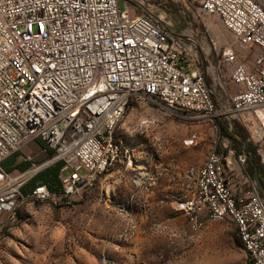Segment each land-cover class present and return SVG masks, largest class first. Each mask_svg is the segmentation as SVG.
<instances>
[{"label":"built area","instance_id":"2783aa9c","mask_svg":"<svg viewBox=\"0 0 264 264\" xmlns=\"http://www.w3.org/2000/svg\"><path fill=\"white\" fill-rule=\"evenodd\" d=\"M181 2L198 15L218 16L241 48L257 49L251 67L233 48L217 52V72L227 71L235 91L217 84L229 100L223 111L244 126L264 166V5ZM131 10L119 0H0V213L13 217L22 197L78 199L114 168L130 171L136 187L151 184L157 171L136 168L129 145L116 136L130 104L196 121L216 115L208 52L197 55L186 32L174 34L151 14ZM35 138L52 151L48 159L34 164L24 156L30 162L25 170L2 168V160ZM196 139L191 133L183 144ZM229 142L186 168L172 204L191 223L230 219L249 263L264 264V199L245 169L246 154ZM57 163L60 193L40 184L21 194L31 178Z\"/></svg>","mask_w":264,"mask_h":264},{"label":"rangeland","instance_id":"374dc122","mask_svg":"<svg viewBox=\"0 0 264 264\" xmlns=\"http://www.w3.org/2000/svg\"><path fill=\"white\" fill-rule=\"evenodd\" d=\"M119 4L132 8L131 13L151 14L174 34L186 32L197 55L208 52L207 59L215 69L206 79L216 94V115L209 121H196L143 104L159 117L146 136L133 126L130 110L137 104H130L116 136L129 145L136 168H143L146 156L157 165L152 187L142 192L140 186L132 184L130 171L114 168L92 191L75 200L18 198L15 215L4 214L0 220V264H250L237 244L230 219L189 222L174 209L167 187L175 173L181 176L187 167L200 166L209 152L223 151L222 144L229 138L222 135L220 125L245 130L223 111L229 100L221 96L217 84L227 83L230 93L235 91L227 71L217 72V52L224 47L245 50L218 16L198 15L181 0H119ZM191 133L196 134V143L184 145L183 140ZM19 154L18 160L29 156L34 164L50 156L37 138L24 143ZM12 159L1 163L4 170ZM13 167L20 170L17 165ZM47 167L29 180V188L52 175L54 168ZM245 169L248 172L246 163Z\"/></svg>","mask_w":264,"mask_h":264},{"label":"trees","instance_id":"16d2710c","mask_svg":"<svg viewBox=\"0 0 264 264\" xmlns=\"http://www.w3.org/2000/svg\"><path fill=\"white\" fill-rule=\"evenodd\" d=\"M220 130L222 132V135H225L230 139L232 146L235 148V150L238 153L244 152L246 154V164H247L248 172L252 178H255L256 180H258L260 187H261V189H259V192L262 198L264 199V166L260 164L257 156L254 154L252 144L249 141H247L246 131L242 127H239L237 125L232 126L231 129H227L226 126L220 125ZM40 146L42 149H45L44 144L41 142H40ZM46 151L49 155H51L52 151L50 149H47ZM15 155H16L15 153L12 154V157H10V159L15 157ZM4 162L5 160L2 162V164ZM50 166L54 168V171L50 177H46L44 179L36 181L33 184V186L30 188L27 186L29 182L28 181L21 188L20 190L21 194L26 195L32 190V188H34V186L40 185V184L46 185L48 190L51 192H54L56 194L60 193V185H59L57 175H58V170L61 166V163H57L55 165H50ZM18 167L20 169H25L27 167V164L19 163ZM5 169L8 171H11L13 168H11L10 166H7ZM236 241H237V244L240 245L237 238H236Z\"/></svg>","mask_w":264,"mask_h":264},{"label":"crops","instance_id":"0c3cea01","mask_svg":"<svg viewBox=\"0 0 264 264\" xmlns=\"http://www.w3.org/2000/svg\"><path fill=\"white\" fill-rule=\"evenodd\" d=\"M262 5H264V0H258ZM232 47H234L233 45H232ZM234 49H235V47H234ZM243 50H245V49H243ZM238 51V53H239V56H240V58H241V61L242 62H244L245 63V65H247L248 67H251V65H252V61H253V54H249V50H245V51H240V50H237ZM257 51V49H255L254 51H252V53H255ZM28 141H34V139H30V140H28ZM27 141V142H28ZM27 142H25V143H27ZM238 153V152H237ZM14 154V153H13ZM15 157H13V159H12V162L9 164V165H7V166H10L11 168H13L11 171H13L14 170V165H19V163H26L27 164V167L26 168H28L29 166H30V162H28V161H25V160H23V157H21V159L20 160H18V157L20 156V154H19V151H17V152H15ZM10 157H12V154L11 155H9L7 158H5L4 160L6 161L7 159H9ZM146 159L147 160H145V161H143V164H142V166H144V167H146V169H148V170H153V171H158V167H157V165L156 164H153L152 162H151V159H149V157L148 156H146ZM4 160H2V162L4 161ZM1 162V163H2ZM25 168V169H26ZM25 169H20V170H25ZM19 170V171H20ZM8 171V170H7ZM112 172V171H111ZM184 174V173H183ZM183 174L180 176L179 175V173L177 172V173H175L174 174V176H172L171 177V180H172V184L171 185H168L167 187H169L168 189H170V193H173L175 190H176V188H177V186H178V182L181 180V178H182V176H183ZM255 179V178H254ZM256 180V179H255ZM152 184L153 183H151V184H149V183H147V184H145L144 186H142V187H140V190L142 191V192H145V191H148L151 187H152ZM258 184V183H257ZM5 213H0V220H1V218H2V216L4 215ZM1 223H2V221H0V227H1Z\"/></svg>","mask_w":264,"mask_h":264},{"label":"clouds","instance_id":"9594fccd","mask_svg":"<svg viewBox=\"0 0 264 264\" xmlns=\"http://www.w3.org/2000/svg\"><path fill=\"white\" fill-rule=\"evenodd\" d=\"M133 126L149 136V126L152 125L154 119H159L148 108L144 107L142 102H138L137 106L130 110Z\"/></svg>","mask_w":264,"mask_h":264},{"label":"water","instance_id":"95a60500","mask_svg":"<svg viewBox=\"0 0 264 264\" xmlns=\"http://www.w3.org/2000/svg\"><path fill=\"white\" fill-rule=\"evenodd\" d=\"M256 181H257V183H258V188H259V189H261V187H260V184H259L258 180H256Z\"/></svg>","mask_w":264,"mask_h":264},{"label":"snow or ice","instance_id":"6c2138e0","mask_svg":"<svg viewBox=\"0 0 264 264\" xmlns=\"http://www.w3.org/2000/svg\"><path fill=\"white\" fill-rule=\"evenodd\" d=\"M73 115H75V113ZM39 191L43 192L44 190L43 189H40Z\"/></svg>","mask_w":264,"mask_h":264}]
</instances>
